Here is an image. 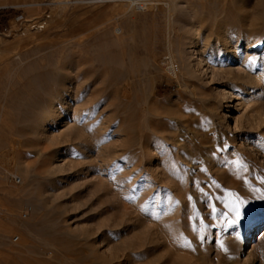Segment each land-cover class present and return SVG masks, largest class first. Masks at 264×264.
I'll list each match as a JSON object with an SVG mask.
<instances>
[{
  "label": "rangeland",
  "instance_id": "1",
  "mask_svg": "<svg viewBox=\"0 0 264 264\" xmlns=\"http://www.w3.org/2000/svg\"><path fill=\"white\" fill-rule=\"evenodd\" d=\"M45 12L46 30L14 33ZM12 17L0 264H264V0Z\"/></svg>",
  "mask_w": 264,
  "mask_h": 264
},
{
  "label": "crops",
  "instance_id": "2",
  "mask_svg": "<svg viewBox=\"0 0 264 264\" xmlns=\"http://www.w3.org/2000/svg\"><path fill=\"white\" fill-rule=\"evenodd\" d=\"M46 8H48V0H0V22L10 18L9 23H11L12 16L18 14L34 17Z\"/></svg>",
  "mask_w": 264,
  "mask_h": 264
},
{
  "label": "built area",
  "instance_id": "3",
  "mask_svg": "<svg viewBox=\"0 0 264 264\" xmlns=\"http://www.w3.org/2000/svg\"><path fill=\"white\" fill-rule=\"evenodd\" d=\"M96 2H114L116 0H95ZM51 15L49 12H45L41 17L34 19H26L23 15L16 18V22L19 24V28L16 33L18 36L25 37L29 32H42L47 29L50 22ZM18 183V181H15Z\"/></svg>",
  "mask_w": 264,
  "mask_h": 264
},
{
  "label": "bare ground",
  "instance_id": "4",
  "mask_svg": "<svg viewBox=\"0 0 264 264\" xmlns=\"http://www.w3.org/2000/svg\"><path fill=\"white\" fill-rule=\"evenodd\" d=\"M117 1V0H116ZM129 2H131V4H132V6H135V5H139V4H141V0H128ZM236 57H237V55H235V57H232V58H230L231 60V62L232 61H235L236 60ZM167 63V62H166ZM167 66H170V63H168V65ZM188 66V65H187ZM171 67V66H170ZM169 68V67H168ZM178 76V75H177ZM176 78H178V77H176ZM264 232V231H263ZM249 241V240H248ZM252 247V246H251Z\"/></svg>",
  "mask_w": 264,
  "mask_h": 264
},
{
  "label": "snow or ice",
  "instance_id": "5",
  "mask_svg": "<svg viewBox=\"0 0 264 264\" xmlns=\"http://www.w3.org/2000/svg\"><path fill=\"white\" fill-rule=\"evenodd\" d=\"M237 217H239V211L237 210Z\"/></svg>",
  "mask_w": 264,
  "mask_h": 264
}]
</instances>
